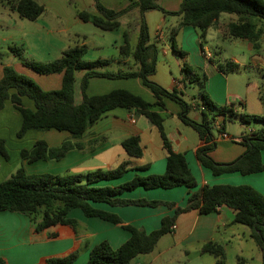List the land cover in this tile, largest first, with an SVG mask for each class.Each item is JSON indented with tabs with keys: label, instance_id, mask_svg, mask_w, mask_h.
<instances>
[{
	"label": "trees",
	"instance_id": "trees-1",
	"mask_svg": "<svg viewBox=\"0 0 264 264\" xmlns=\"http://www.w3.org/2000/svg\"><path fill=\"white\" fill-rule=\"evenodd\" d=\"M96 13L82 11L78 18L84 23H90L104 32H113L120 28V18L134 9L140 13L139 33L136 46L129 41L128 32L124 34V44L121 46L123 56L132 57L138 64L137 70L116 72L104 70L109 64L107 60L86 61V46H76L65 52L58 59L50 62L25 61L23 64L39 75L62 74V87L58 91L46 92L31 78L16 73L9 66L4 67L0 80V112L7 102L19 111L22 125L18 137H23L28 131H67L72 140L65 141L58 147H50L45 141H37L32 149L21 152L22 166L9 178L0 182V213L10 212L27 216L35 232H45L59 225L68 226L77 233L79 224L68 217L72 209H80L88 217H98L111 223L123 225L130 232V239L117 249L111 247L108 241L96 245L89 252L87 264H133L142 255L151 254L157 248L162 237L170 234L178 215L192 210H198L203 215L218 212L222 207H228L235 212L234 223L250 229L251 238L256 243L264 262V194L251 185H206L199 191L197 179L191 171L187 158L182 153L173 150L172 143L165 131L163 116L155 108L165 109L164 98L177 102L181 106L179 118L197 131L203 146L199 148L197 157L206 169L214 176L240 173L251 175L264 172L262 153L264 152V115L240 114L235 108L236 103L218 107L205 90L208 76H197L193 68L185 63L182 67V82L198 83L200 85L199 100L202 120L197 122L189 117L191 104L183 98V93L177 89L167 90L151 81L157 72V62L160 54L158 44L151 43L146 14L150 11H161L165 16L178 17V23L170 31V40L174 52L182 59L188 55L177 46L176 37L185 27H193L199 31V38L205 39L207 31L215 28L224 39L235 38L248 40L255 50L261 49L264 38V0H184L178 11L165 10L159 0L132 1L127 7L116 11L107 8L101 0H94ZM10 9L20 18L37 21L45 12L44 5L37 0H13ZM223 14L236 17L235 21L221 23ZM17 55H24L23 47H10ZM1 58V56H0ZM218 70L224 74L236 72L240 65L228 61L218 65ZM84 72L81 79L82 102L75 101V83L77 73ZM92 78L109 80L139 78L155 96L156 102L150 103L139 95L125 89L113 90L107 94L89 96L87 89ZM26 97L34 102L31 110L23 104ZM244 107L243 103H238ZM121 108L135 110L144 115L155 126L161 136L163 147L167 154L166 171L161 175L135 177L120 186H98L101 182L121 179L132 168L130 162H124L111 170H96L86 174L50 173L29 174L24 162L32 164L45 160H62L73 150H93L104 138L92 140L83 144L87 129L96 124L107 112ZM218 116L224 118L222 129L227 120L240 117L244 124L257 122L262 128L250 134L243 135L241 144L246 152L236 161L221 164L211 157L215 149L214 121ZM123 148L134 159L143 156L141 139L138 136L123 141ZM0 155L9 160L5 140L0 139ZM139 187L144 189H173L186 187L191 193L185 207H177L173 217H165L159 230L147 233L132 225H125L120 217L94 207L96 203H106L111 206H142L157 207L166 205L176 207L174 203L149 201L146 199L128 200L120 198L125 191H133ZM53 234L52 236H56ZM82 249H76L63 256L51 258L49 264H73ZM202 251L217 259L216 264H227L226 248L215 242L203 245ZM242 262V260H240ZM0 264H7L0 259Z\"/></svg>",
	"mask_w": 264,
	"mask_h": 264
},
{
	"label": "crops",
	"instance_id": "crops-1",
	"mask_svg": "<svg viewBox=\"0 0 264 264\" xmlns=\"http://www.w3.org/2000/svg\"><path fill=\"white\" fill-rule=\"evenodd\" d=\"M101 1L107 8L119 11L127 7L132 1L138 0ZM183 1L159 0L160 5L171 12L178 11ZM235 20V16L227 14H223L220 18L221 23ZM146 21L149 27L151 43L158 44L160 49L157 72L151 77V81L170 91L177 89L185 95L188 87L182 82L183 73L180 57L174 52L172 41L170 40V31L178 23L179 18L165 16L161 11H150L146 14ZM139 22L140 13L138 9H134L120 18L121 26L118 30L124 28L122 32L123 41L117 46L118 52L116 55L107 59H103V57L99 59L109 62L104 70L114 65L119 66L118 71H135L138 69V64L135 60L132 57L123 56L120 48L124 44L125 32H128L129 41L132 31L139 33ZM211 29H214L219 34L215 28H210L204 40L207 39ZM216 33L214 35L218 36ZM224 41L227 43L234 41V43L242 45L249 51L250 58L255 66H264L263 56L254 54L253 51L255 49L248 40L229 38ZM176 43L180 49L191 56V61L194 64L212 72V76L209 77L205 85V90L218 107L236 103L235 108L238 111L244 109L238 104L243 103V101L240 90L237 88L236 79L230 76L231 73L224 74L218 70L217 66L221 64H217L216 60L213 59L210 48L204 46L195 28H183L176 37ZM135 46L132 47L134 48ZM230 61L241 65V67L244 64L237 57H233ZM3 72L4 66H0V80L3 77ZM35 74L34 77H31L35 82H43L47 86L55 88V90L61 89L62 74ZM79 74L80 76H76L75 83V101L77 104L82 102L80 85L84 72ZM253 82L252 79H249L245 88L247 90L254 88ZM77 83L79 84V90ZM117 89L128 90L150 103L156 102L154 94L143 85L139 78L119 80L92 78L89 81L87 94L89 96L103 95ZM23 104L31 110L35 109L34 102L26 97L23 98ZM164 104L165 109L155 108V111L164 118L165 131L172 143L173 150L176 153L184 154L187 158L189 167L198 183L197 188L193 190L194 192L199 191L206 185H251L264 194V172L251 175L232 173L214 176L210 170L203 167L197 157L199 148L203 146L199 134L179 118L182 109L177 102L164 98ZM190 104L192 107L189 117L200 122L202 120L200 100L195 99ZM218 120L223 123L224 118L222 116L216 117L214 125ZM21 125V114L12 103L7 102L4 109L0 112V139L5 140L6 148L7 144L15 143L17 155L20 159L21 152L32 149L37 141L42 140L50 147H58L65 141L72 140L69 132L55 129L44 131V133L31 130L21 139H17ZM260 128L262 126L258 129ZM258 129H249L247 133L233 137L227 133L226 124L223 131L216 129L215 126L213 131L216 146L210 154L211 157L221 164H229L236 161L246 152V148L241 144L243 135L250 134ZM223 133L228 138H223L221 135ZM134 136L140 137L143 148V156L139 159L131 158L122 146L124 140ZM97 138H104V140L98 143L93 150H73L59 161L40 160L32 164L24 162V166L29 174L50 173L62 175L69 173L86 174L99 169L111 170L124 162H130L132 169L121 179L97 184L98 186L112 187L131 181L136 174L143 176L161 175L166 171L167 154L158 129L151 124L147 117L135 110L117 108L107 112L96 124L87 129L81 142L89 144ZM3 160L4 158L0 155V161ZM262 161L264 163V152L262 153ZM2 168L4 169V166ZM190 193V189L186 187L149 190L139 187L133 191H125L120 195V198L169 202L174 203L176 207L170 208L166 205L157 207L111 206L106 203H96L94 207L117 215L125 225H132L147 233H151L161 228L163 218L173 217L177 207H185L187 205ZM68 217L78 222L79 231L77 233L70 227L61 225L48 231L37 233L31 227L30 219L27 216L10 212L0 213V259H5L7 264H49L51 258L63 256L73 250L83 248V251L73 264H87L90 249L96 245L103 241H108L112 248L117 249L131 237L130 232L125 230L122 224L117 225L98 217H88L80 209H72ZM234 218L235 212L228 207H222L218 212L208 215H203L198 210L181 213L178 215L176 223L172 226L171 233L161 238L155 251L148 255L139 256L134 260L133 264H216L217 259L213 255L202 251L204 244L208 242L221 244L226 248L228 254V249L233 244L241 245L244 240L251 238V232L248 233L244 228L238 226L240 224H235ZM53 234L57 235L52 236ZM258 251L257 254L255 253L257 261L259 264H264L263 256L259 249ZM248 262L247 258H239L240 264H248Z\"/></svg>",
	"mask_w": 264,
	"mask_h": 264
},
{
	"label": "rangeland",
	"instance_id": "rangeland-1",
	"mask_svg": "<svg viewBox=\"0 0 264 264\" xmlns=\"http://www.w3.org/2000/svg\"><path fill=\"white\" fill-rule=\"evenodd\" d=\"M11 1L13 0H0V66L12 67L16 73L29 78L34 77L36 74L25 67L23 64L25 61H52L60 57L63 51L82 45L86 46L84 56L86 61H96L101 57L107 59L117 54V46L123 41L122 32L124 28L118 31L104 32L90 23L82 22L78 18V13L82 11L96 13L94 0H37L46 8V12L37 21L22 19L19 15L13 13L10 9ZM197 32L199 34L198 30ZM215 33L214 29H211L207 39L202 40V42L206 48H210L216 63L225 65L233 57H237L245 65H242V67L240 65V69L230 75L237 81V88L240 90L244 104V109L239 113L264 115V66H255L250 58L249 51L245 47L234 43V41L227 43L224 41L226 39L218 33H216L218 36L214 35ZM6 37L8 39L5 40ZM137 38V31H132L130 33L132 46L136 45ZM10 47H23L26 51L24 55L17 56L9 50ZM253 52L255 55L263 56L264 59V38L261 40V49ZM180 62L182 67L185 63L190 65L197 76H208V78L212 76L210 70L194 64L189 54L183 60L180 58ZM106 69L116 72L119 66L114 65ZM219 73L221 74V72ZM77 76H80V74L78 73ZM249 79L254 81V88L247 90L245 87ZM37 85L46 92L60 90H55V88L47 86L43 82H39ZM77 86L79 90L78 83ZM187 87L183 98L190 104L193 100L199 99L200 85L187 82ZM226 125L227 133L233 137L247 133L249 129H258L262 126L257 122H252L249 125L244 124L240 117L227 120ZM41 133H44V131H41ZM21 138L17 135V139ZM16 149L15 143L7 144L10 158L9 160L0 161V182L9 179L22 166V158L20 159L17 155ZM2 166H4V169ZM238 226L244 228L248 233L250 232L249 228L243 225ZM258 252L254 240L248 238L241 245L235 243L228 249L226 263L240 264L239 258L243 257L249 260L248 264H259L255 255Z\"/></svg>",
	"mask_w": 264,
	"mask_h": 264
},
{
	"label": "built area",
	"instance_id": "built-area-1",
	"mask_svg": "<svg viewBox=\"0 0 264 264\" xmlns=\"http://www.w3.org/2000/svg\"><path fill=\"white\" fill-rule=\"evenodd\" d=\"M222 121H220V120H218L217 122H216V124H215V126H216V129H218V130H221L222 129ZM222 135V137L223 138H228V136L226 135V134H221ZM175 228V227H174Z\"/></svg>",
	"mask_w": 264,
	"mask_h": 264
}]
</instances>
